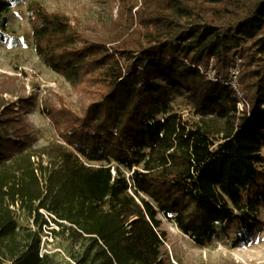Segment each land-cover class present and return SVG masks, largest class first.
<instances>
[{
  "label": "trees",
  "instance_id": "obj_1",
  "mask_svg": "<svg viewBox=\"0 0 264 264\" xmlns=\"http://www.w3.org/2000/svg\"><path fill=\"white\" fill-rule=\"evenodd\" d=\"M141 1L107 0L93 37L66 12L29 4L37 56L86 104L45 101L62 143L37 149L0 88L2 258L58 264L39 251L55 223L80 242L75 264H174L163 220L204 246L264 202L250 196L264 180V0ZM11 8L0 0V30ZM237 58L242 97L226 84ZM212 59L217 81L205 73ZM16 210L38 230L18 228Z\"/></svg>",
  "mask_w": 264,
  "mask_h": 264
},
{
  "label": "rangeland",
  "instance_id": "obj_2",
  "mask_svg": "<svg viewBox=\"0 0 264 264\" xmlns=\"http://www.w3.org/2000/svg\"><path fill=\"white\" fill-rule=\"evenodd\" d=\"M10 1L12 8L7 16V28L0 30V88L3 97L14 104L16 113L34 128L36 136L34 148L40 149L52 143H62L52 121L43 112L45 101L59 108L62 105L76 111H79L86 101H82L80 95L64 77L48 69L37 56L32 26L29 22V4L37 2L50 11L66 12L77 21L80 29L91 37L104 34L103 21L110 19L111 8H105L107 0ZM132 2L140 6L142 1ZM112 15H117V8ZM207 70H210L211 74L215 73L217 78L213 59ZM234 75L237 77L236 80L233 78ZM240 75L241 60L237 58L229 69L227 82L235 80L238 95L242 97ZM22 99L32 101L33 104L27 106V109H22L19 106ZM184 116L194 121L198 120L188 111L184 112ZM45 164H48L47 159ZM262 169L264 170V166ZM250 196L254 199L264 198L263 179L260 187L254 188ZM45 214L48 217L47 213ZM16 220L18 228L38 230L33 220L22 211L16 210ZM162 228L167 232L166 249L174 264H264V202L258 206L252 222L246 224L238 214L237 217L219 225L217 234L204 246L195 244L172 222L163 220ZM62 231L55 223L43 227L39 233L40 254L52 257L58 264H75L72 255L81 250L80 242L71 239L67 234H62Z\"/></svg>",
  "mask_w": 264,
  "mask_h": 264
},
{
  "label": "built area",
  "instance_id": "obj_3",
  "mask_svg": "<svg viewBox=\"0 0 264 264\" xmlns=\"http://www.w3.org/2000/svg\"><path fill=\"white\" fill-rule=\"evenodd\" d=\"M199 68L202 70L201 67H199ZM205 73H206L208 79H210L212 81H217L218 80V78H216V76H215V73L211 74L210 70H206ZM233 78L236 80V78H237L236 75H234ZM235 80H230L229 82H226V84L228 86H230L231 88H233L238 93V88L236 86V83H235L236 81ZM240 107H241V104H240ZM43 256L44 255L40 254V257H43ZM0 264H14V261L13 260H9V259H4V258H2L0 256Z\"/></svg>",
  "mask_w": 264,
  "mask_h": 264
}]
</instances>
